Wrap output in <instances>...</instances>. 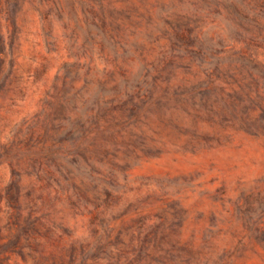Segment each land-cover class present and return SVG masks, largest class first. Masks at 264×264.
<instances>
[{
    "label": "rangeland",
    "instance_id": "1",
    "mask_svg": "<svg viewBox=\"0 0 264 264\" xmlns=\"http://www.w3.org/2000/svg\"><path fill=\"white\" fill-rule=\"evenodd\" d=\"M263 3L0 0V192L88 264H264Z\"/></svg>",
    "mask_w": 264,
    "mask_h": 264
},
{
    "label": "trees",
    "instance_id": "2",
    "mask_svg": "<svg viewBox=\"0 0 264 264\" xmlns=\"http://www.w3.org/2000/svg\"><path fill=\"white\" fill-rule=\"evenodd\" d=\"M262 5L264 6V3ZM179 27L183 36L194 33L195 26H191L190 23ZM260 36L261 34L248 38L246 43L248 50L263 46V41L259 40ZM250 55L254 57L253 50H250ZM58 142L61 144L62 140L59 139ZM55 151L69 153L70 149L61 145ZM9 154V149L0 152V162L3 156ZM18 155L16 153V156ZM56 181L59 183V187L55 186L57 192L69 191L60 186L57 179ZM51 185L52 182H47L45 187ZM68 195L73 205L78 206L83 192L74 185V192ZM46 199L44 193L37 192L34 187L24 189L21 178L16 176H13L0 192V212L4 213L0 215V264H13L11 262L13 257H16L15 264H88V257L84 256L85 246H78L75 242L67 246L65 238L70 236L68 228L61 227V231L58 230L56 225L46 221L48 213L40 212V203H44ZM24 208H28L27 214H24Z\"/></svg>",
    "mask_w": 264,
    "mask_h": 264
}]
</instances>
